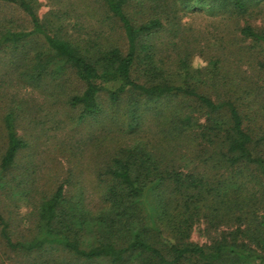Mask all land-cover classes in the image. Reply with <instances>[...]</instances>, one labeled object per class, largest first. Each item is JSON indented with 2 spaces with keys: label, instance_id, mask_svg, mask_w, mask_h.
<instances>
[{
  "label": "trees",
  "instance_id": "obj_1",
  "mask_svg": "<svg viewBox=\"0 0 264 264\" xmlns=\"http://www.w3.org/2000/svg\"><path fill=\"white\" fill-rule=\"evenodd\" d=\"M51 4L0 0V264H264V0ZM201 9L225 36L194 68ZM37 96L94 129L63 179L18 132Z\"/></svg>",
  "mask_w": 264,
  "mask_h": 264
},
{
  "label": "rangeland",
  "instance_id": "obj_2",
  "mask_svg": "<svg viewBox=\"0 0 264 264\" xmlns=\"http://www.w3.org/2000/svg\"><path fill=\"white\" fill-rule=\"evenodd\" d=\"M36 1L38 3V14L42 16L50 8L53 0ZM203 9L191 14L186 12L181 19L183 28H187V32L194 38L192 41V45L196 47L195 55L192 58L194 68H201L205 65L208 57L219 48L220 42H222L221 37L225 36L223 18ZM2 13L7 16H16V10L9 7L3 8ZM2 13L0 15H3ZM247 21L257 28L262 27L264 25V13ZM232 35L228 33L227 37L231 38ZM4 57V55L0 54V63H4ZM66 77L68 81L72 80V76L69 74ZM73 85V91L77 92L81 89L79 83L76 82ZM29 103L33 106V110L30 111L31 109H28L29 112L19 120L18 132L21 134L29 133V135L32 134L34 137L41 136L39 139L41 146L39 147L42 151L46 150L45 154L49 155V158L44 157L39 162L41 172L48 171L49 177L56 173L58 176L56 175L55 177L63 179L69 171L73 173L77 169L89 165L90 162H87V157L89 156L88 149L91 144L88 138L94 130L91 127V121L75 126L73 122L69 123L66 118H63V113L67 115V111H69L71 116H76L78 109L69 110L66 108L64 112L59 104L49 106L42 102L39 97L34 101L30 99ZM61 143L66 144L67 148L71 145L73 151L55 152V148ZM27 212L28 206H25L24 203L21 206V213L25 216ZM203 227L202 223L194 224L191 232L192 241L203 243L207 240V232L203 230Z\"/></svg>",
  "mask_w": 264,
  "mask_h": 264
}]
</instances>
